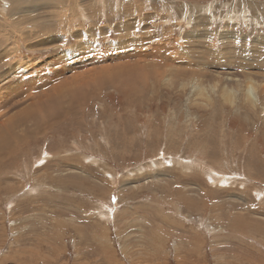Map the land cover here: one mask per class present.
I'll return each mask as SVG.
<instances>
[{
  "label": "rangeland",
  "instance_id": "374dc122",
  "mask_svg": "<svg viewBox=\"0 0 264 264\" xmlns=\"http://www.w3.org/2000/svg\"><path fill=\"white\" fill-rule=\"evenodd\" d=\"M0 264H264V0H0Z\"/></svg>",
  "mask_w": 264,
  "mask_h": 264
}]
</instances>
